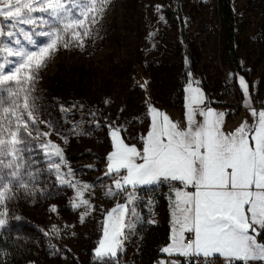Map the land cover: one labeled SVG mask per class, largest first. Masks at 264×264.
<instances>
[{"label": "rangeland", "instance_id": "374dc122", "mask_svg": "<svg viewBox=\"0 0 264 264\" xmlns=\"http://www.w3.org/2000/svg\"><path fill=\"white\" fill-rule=\"evenodd\" d=\"M231 4L236 53L247 77L223 62L218 0H182L180 5L179 0H112L94 42L84 51L61 50L54 56L36 83L39 118L54 129L48 139L63 149L61 170L73 173L66 178L91 186L84 198L94 210L80 222L84 209L71 206L76 189L60 184L47 170L43 150L35 148L31 167L40 170L35 195L8 203V222L0 229V264H95L105 215L126 201L125 193L105 195L109 187L116 191L106 175L113 151L111 123L123 126L125 142L138 147L149 128L147 103L171 118L181 119L184 109L186 118L190 81L203 93L205 105L220 107L229 123L245 107L240 77L249 85L252 106L264 109V0ZM156 5L162 6L159 12ZM39 127L50 131L46 124ZM136 194L140 218L118 264H142L145 232L160 222L152 192L137 189ZM52 205L56 212L50 211Z\"/></svg>", "mask_w": 264, "mask_h": 264}, {"label": "snow or ice", "instance_id": "6c2138e0", "mask_svg": "<svg viewBox=\"0 0 264 264\" xmlns=\"http://www.w3.org/2000/svg\"><path fill=\"white\" fill-rule=\"evenodd\" d=\"M111 3L0 0V229L8 222L9 202L21 195H35L40 170L32 169L35 161L31 156L37 147L43 150L49 173L60 184L76 189L71 206L84 209L80 222L94 210L84 198L91 186L67 179L73 175L70 169L62 172L63 149L48 139L54 129L39 118L35 93L40 73L58 52L84 51L94 42L99 34L97 25ZM155 7L157 12L162 8ZM192 83L185 88L189 93L185 127L151 103H147L149 128L140 137L142 148L125 142L123 126L109 125L113 151L107 156L106 175L113 178L116 191L109 187L105 195L125 193L126 201L105 215L93 252L95 264H118L124 243L140 218L136 189L160 183L173 187V182L183 188H173L176 199L170 242L161 253L183 257L185 264H214L218 258H223L224 264H264V243L258 239L264 233V110L252 106L249 85L240 77L245 107L254 122L245 120L226 131L227 113L205 105L203 93ZM197 114L202 121L196 120ZM40 124L50 131H42ZM188 187L194 191H186ZM50 211L56 212V206ZM53 231L59 235L55 226ZM159 264L180 262L162 259Z\"/></svg>", "mask_w": 264, "mask_h": 264}, {"label": "trees", "instance_id": "16d2710c", "mask_svg": "<svg viewBox=\"0 0 264 264\" xmlns=\"http://www.w3.org/2000/svg\"><path fill=\"white\" fill-rule=\"evenodd\" d=\"M232 0H218V9L221 17V33L220 44L222 47L223 62L232 71L241 74L244 77L246 73L239 64V59L236 53V25L235 16L231 4ZM182 0H179V5ZM180 7V6H179ZM209 106H214L210 105ZM138 191H150L153 194V199L157 201V208L159 212L160 222L152 224L145 232L144 250L141 248L139 254L142 256V264H147V253L150 249L159 251L160 247L168 241V224L165 197L158 195L155 188L139 189ZM264 243V236L261 238Z\"/></svg>", "mask_w": 264, "mask_h": 264}, {"label": "crops", "instance_id": "0c3cea01", "mask_svg": "<svg viewBox=\"0 0 264 264\" xmlns=\"http://www.w3.org/2000/svg\"><path fill=\"white\" fill-rule=\"evenodd\" d=\"M205 105H200L199 107L200 108H204ZM208 107H211L213 108L215 111L217 112H224L220 107L218 106H209ZM257 110H264L263 108H256ZM171 118V117H170ZM196 120L197 121H202L203 120V117L200 116V115H196ZM174 122H177L179 123L180 127L183 128L186 126V118H185V112H184V109H183V112H182V118L179 119V118H171ZM247 120L249 122V124L253 123L254 122V118L250 115V112L249 110L246 108V107H243V110L240 112V115L237 119L236 122L234 123H229L227 118L225 117V130L226 131H232L234 130L236 127H238L241 122ZM143 144L141 143L138 148H142ZM152 188H155V185H149V186H142V187H139L137 188L138 190L139 189H152ZM136 189V190H137ZM191 192V191H189ZM176 197H175V192L173 190H169L166 195H165V200H166V211H167V224H168V241L162 245L159 249V253L160 254H163L161 253V249L165 246H167L170 242V235H171V230H172V224H171V221H172V211H173V207H174V201H175ZM264 236V233L261 234L260 237H258V239L260 240L261 242V238ZM191 238V236H190ZM163 255H166V254H163ZM171 259H177L178 260V257L177 256H173L171 257ZM215 264H224V261H223V258H218L215 260Z\"/></svg>", "mask_w": 264, "mask_h": 264}, {"label": "built area", "instance_id": "2783aa9c", "mask_svg": "<svg viewBox=\"0 0 264 264\" xmlns=\"http://www.w3.org/2000/svg\"><path fill=\"white\" fill-rule=\"evenodd\" d=\"M173 188L181 189L183 188V185H181L179 182H173V187H169L167 183H160L158 185H155V189L158 193V195L165 197L166 193L169 190H173ZM186 191H194L191 187H188L185 189ZM186 237L190 238L191 234L185 233ZM168 260L171 259V257H168L167 255L160 254L159 251H156L155 249H150L147 253V264H159L160 260ZM178 260L180 264H185V260L183 257H178ZM215 264V261H214Z\"/></svg>", "mask_w": 264, "mask_h": 264}]
</instances>
